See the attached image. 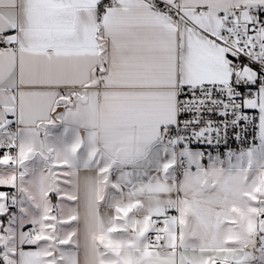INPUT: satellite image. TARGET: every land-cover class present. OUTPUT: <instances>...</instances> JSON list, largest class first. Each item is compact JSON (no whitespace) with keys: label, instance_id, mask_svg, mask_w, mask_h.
I'll list each match as a JSON object with an SVG mask.
<instances>
[{"label":"snow or ice","instance_id":"6c2138e0","mask_svg":"<svg viewBox=\"0 0 264 264\" xmlns=\"http://www.w3.org/2000/svg\"><path fill=\"white\" fill-rule=\"evenodd\" d=\"M0 264H264V0H0Z\"/></svg>","mask_w":264,"mask_h":264}]
</instances>
